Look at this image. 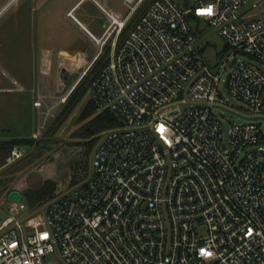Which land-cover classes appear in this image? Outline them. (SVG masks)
<instances>
[{
  "label": "built area",
  "instance_id": "2783aa9c",
  "mask_svg": "<svg viewBox=\"0 0 264 264\" xmlns=\"http://www.w3.org/2000/svg\"><path fill=\"white\" fill-rule=\"evenodd\" d=\"M143 1L123 0L128 16ZM187 1L153 0L111 42L89 94L118 125L95 146L90 173L50 201L44 224L26 230L17 219L26 204L12 201L0 264H264V127L227 130L212 111L225 103L223 81L264 119V73L241 57L264 62V19L256 0ZM190 15L218 28L231 51L221 67L197 45ZM128 16L113 13L105 40L92 37L103 48ZM24 153L14 146L6 164Z\"/></svg>",
  "mask_w": 264,
  "mask_h": 264
},
{
  "label": "rangeland",
  "instance_id": "374dc122",
  "mask_svg": "<svg viewBox=\"0 0 264 264\" xmlns=\"http://www.w3.org/2000/svg\"><path fill=\"white\" fill-rule=\"evenodd\" d=\"M9 1L0 0V66L16 79L21 78L20 76L24 78L28 75L26 72L36 74L40 50L45 46L63 47L72 51L85 50L89 60L96 53L97 45L93 41L92 34L85 31L82 23L88 25L94 32L98 31L96 26L103 25V32L98 39L105 40L104 35L110 29L111 18L109 16L115 13L121 18H126L129 11V7L124 4L123 0H14L6 5ZM256 2L258 3L257 8L252 9L249 5L244 9L246 12L252 9L264 19V0H256ZM135 12L128 16L126 23L131 21ZM135 21L133 20L132 24ZM191 22L197 34V45L201 47L204 56L212 66L221 67L231 51L220 37L218 28L208 24L203 18ZM112 32H109L104 46L109 45L110 47L114 39L117 44L120 43L125 35L122 36L119 33L116 36ZM241 57L250 60L264 73V62L248 56ZM52 66L51 81L54 83V90L50 97L48 94V97L41 99L39 111L34 105L36 102L32 104L27 98L30 93L25 91L18 97L20 98L18 107L11 108L8 111L9 115L1 118L0 125L8 124L9 127L7 126L6 130L0 129V138L23 137L34 140L31 145L24 146L25 153L19 160L6 164L0 169L1 175L8 167L14 164L21 166L22 161L31 160L27 166L1 175L5 181L3 186L6 190L14 186L21 177L24 178L21 190L38 188L44 182L47 176L45 171L48 169L53 171L52 179L58 182L53 198L77 184L72 182L74 173L70 169V164L82 159L85 140L73 138L72 133L84 124L78 121V116L86 102L90 100V86L77 105L66 111L64 106L69 95L86 73H83L85 65L71 73L64 66H60L57 61ZM229 70L228 65L223 68L222 79ZM219 92L225 103L218 102L219 106L213 107L212 111L223 118L227 130L233 124L248 122H257L264 127V119L251 114L248 104L228 94L223 81L219 86ZM105 132L106 130L95 136L97 137L96 145ZM224 136L227 138V133ZM93 150L88 156L87 175L92 169ZM52 199L31 206L26 196H23L26 208L20 211L17 219L23 223L26 230L30 229L34 221L44 224V213ZM11 205L12 201L7 198L0 203V224L10 215ZM46 264L61 263L55 257H50Z\"/></svg>",
  "mask_w": 264,
  "mask_h": 264
},
{
  "label": "trees",
  "instance_id": "16d2710c",
  "mask_svg": "<svg viewBox=\"0 0 264 264\" xmlns=\"http://www.w3.org/2000/svg\"><path fill=\"white\" fill-rule=\"evenodd\" d=\"M153 0H144L139 7L136 9V12L128 23L125 24L124 28L120 32L119 35H126L130 28L133 26L134 22L132 24L133 20H137L148 8V6L151 4ZM182 4L184 6H187L188 1L183 0ZM190 20H197L194 16H189ZM124 35V36H125ZM123 39V38H122ZM110 56V47L104 46L102 48V51L97 56L93 64L89 67V69L86 71L84 76L81 78L77 86L74 88L72 93L69 95L68 100L64 106V109L71 110L73 109L77 103L84 97L88 87L90 86L93 79L97 76V74L101 71V69L108 63ZM63 109V110H64ZM79 122H84L83 126L78 128L72 133V137L75 139H84L85 140V147H84V153L82 156V159L77 162H73L70 164V169L73 170V183H79L87 176V166H88V156L91 153V151L94 149L96 142H97V136L99 133L108 130L110 128L116 127L118 125V122L114 115L108 111V110H97L94 102L90 99L86 102L84 105V108L80 115L78 116ZM34 140L32 138H12L9 140H0V169L6 165L7 157L10 155L11 149L16 145L21 146H29ZM24 162V161H22ZM21 162V166L18 165H12L6 170H4L3 173H10L17 170L19 167L27 166L31 163V160L24 162V164ZM43 168V165L41 169ZM3 173L1 175H3ZM45 174H47L44 182L41 186L38 188H28L24 191L21 190V185H23L24 178H19L17 182L9 189L4 188V180L2 176L0 175V203L7 198V195L12 190H19L21 191L23 196H26V199L28 203L31 206L39 205L43 203L45 200L52 199L54 197V192L58 186V182L56 180L52 179L53 171L51 169H48V171H45Z\"/></svg>",
  "mask_w": 264,
  "mask_h": 264
},
{
  "label": "crops",
  "instance_id": "0c3cea01",
  "mask_svg": "<svg viewBox=\"0 0 264 264\" xmlns=\"http://www.w3.org/2000/svg\"><path fill=\"white\" fill-rule=\"evenodd\" d=\"M13 1L14 0H10L6 5L10 4ZM5 7L6 6H4V8ZM82 25L84 26L85 31L91 33L96 38H98L103 32V25L96 26L98 30L97 32L91 30V28L84 23H82ZM93 41L97 45V51L89 60L87 52L85 50L76 49L72 51L63 47H42L40 50V55L38 57V68L36 70V74H29L28 72H26V74L28 75L25 74L26 76L24 78L20 76L21 78L16 79L15 77L11 76L5 69H3L2 66H0V76L2 78L0 80V122H2L1 118H5L9 115L8 111L11 108L18 107V101H20V98L18 97L20 96V94H24L25 91H28V93H30L28 94L27 98L32 102V104L36 102L34 105L39 111L41 107V99H44V97H48V94L50 97L52 90H54V83L51 81V77L53 70L52 65L56 61L60 66H64L65 68H67V71H69L70 73L73 70L79 69L80 67L85 65L83 72L85 73L93 64L102 49L101 47H99L98 42H96L94 38ZM13 95L17 97H14ZM7 126L9 127L8 124L0 125V129L6 130ZM12 138L19 137H8L3 139L0 138V140H9Z\"/></svg>",
  "mask_w": 264,
  "mask_h": 264
},
{
  "label": "water",
  "instance_id": "95a60500",
  "mask_svg": "<svg viewBox=\"0 0 264 264\" xmlns=\"http://www.w3.org/2000/svg\"><path fill=\"white\" fill-rule=\"evenodd\" d=\"M23 198L22 193L19 190H12L8 193L7 199L9 201H21Z\"/></svg>",
  "mask_w": 264,
  "mask_h": 264
},
{
  "label": "snow or ice",
  "instance_id": "6c2138e0",
  "mask_svg": "<svg viewBox=\"0 0 264 264\" xmlns=\"http://www.w3.org/2000/svg\"><path fill=\"white\" fill-rule=\"evenodd\" d=\"M208 12H209V14H210V12H211V9H209L208 10ZM162 130V129H161ZM205 254H207V255H210V253H205Z\"/></svg>",
  "mask_w": 264,
  "mask_h": 264
}]
</instances>
